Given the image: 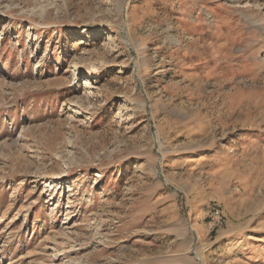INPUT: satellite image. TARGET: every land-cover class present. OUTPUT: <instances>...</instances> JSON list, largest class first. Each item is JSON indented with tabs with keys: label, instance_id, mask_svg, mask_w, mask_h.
Wrapping results in <instances>:
<instances>
[{
	"label": "rangeland",
	"instance_id": "1",
	"mask_svg": "<svg viewBox=\"0 0 264 264\" xmlns=\"http://www.w3.org/2000/svg\"><path fill=\"white\" fill-rule=\"evenodd\" d=\"M0 264H264V0H0Z\"/></svg>",
	"mask_w": 264,
	"mask_h": 264
},
{
	"label": "built area",
	"instance_id": "2",
	"mask_svg": "<svg viewBox=\"0 0 264 264\" xmlns=\"http://www.w3.org/2000/svg\"><path fill=\"white\" fill-rule=\"evenodd\" d=\"M214 210H215V212L213 213L214 216H221V211L219 208L216 207Z\"/></svg>",
	"mask_w": 264,
	"mask_h": 264
},
{
	"label": "bare ground",
	"instance_id": "3",
	"mask_svg": "<svg viewBox=\"0 0 264 264\" xmlns=\"http://www.w3.org/2000/svg\"><path fill=\"white\" fill-rule=\"evenodd\" d=\"M99 174V173H98ZM197 254V253H196ZM198 256V255H197ZM198 259H200V257L198 256ZM201 260V259H200Z\"/></svg>",
	"mask_w": 264,
	"mask_h": 264
},
{
	"label": "water",
	"instance_id": "4",
	"mask_svg": "<svg viewBox=\"0 0 264 264\" xmlns=\"http://www.w3.org/2000/svg\"><path fill=\"white\" fill-rule=\"evenodd\" d=\"M125 35H126V32H125ZM160 159H161V157H160ZM197 258H198V256H196Z\"/></svg>",
	"mask_w": 264,
	"mask_h": 264
}]
</instances>
